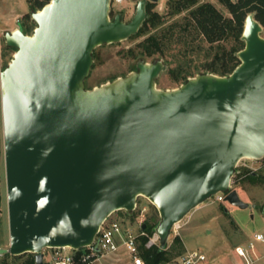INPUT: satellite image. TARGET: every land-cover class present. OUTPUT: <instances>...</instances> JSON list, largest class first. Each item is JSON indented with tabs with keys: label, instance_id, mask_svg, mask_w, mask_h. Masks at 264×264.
I'll list each match as a JSON object with an SVG mask.
<instances>
[{
	"label": "water",
	"instance_id": "obj_1",
	"mask_svg": "<svg viewBox=\"0 0 264 264\" xmlns=\"http://www.w3.org/2000/svg\"><path fill=\"white\" fill-rule=\"evenodd\" d=\"M158 1L141 0L125 22L110 18L112 0H51L32 13V35L22 26L5 34L16 52L0 75L10 236L0 256L44 264V249L87 247L139 197L159 213L162 249L174 224L218 193L250 207L231 182L242 159L264 157V27L254 14L229 76L160 90L167 65L140 61L86 88L95 49L136 35Z\"/></svg>",
	"mask_w": 264,
	"mask_h": 264
},
{
	"label": "rangeland",
	"instance_id": "obj_2",
	"mask_svg": "<svg viewBox=\"0 0 264 264\" xmlns=\"http://www.w3.org/2000/svg\"><path fill=\"white\" fill-rule=\"evenodd\" d=\"M47 0H0V75L11 62L16 50L8 47L5 40L7 32H14L20 26L30 28L28 35H32L36 24L32 20V13L35 12L40 2ZM141 0H123V3L111 5L110 18L121 14L125 22L131 21L138 3ZM169 0H159L152 5L154 11L160 14H167V3ZM200 3H213L225 17H230L228 10L217 0H199ZM185 14L176 17L167 16V21H184ZM153 32H155L153 30ZM264 36V32L262 33ZM143 40L137 38L125 40L116 44L100 46L95 49V68L85 81L87 89H94L113 81L114 78L126 77L135 71L137 61L128 54L130 48ZM161 61L170 63L164 72L157 79V88L160 90H174L179 88L183 82L173 79L170 69L176 67L171 57L154 56L146 58L145 62L154 63ZM205 61L201 58H194L193 65L200 66ZM93 65V67H94ZM201 70V69H200ZM200 73L195 70L193 77ZM190 77V78H193ZM0 102H1V81H0ZM2 110V108H1ZM247 174V175H245ZM250 177H256L251 179ZM231 189L236 190L241 199L248 203V209H239L225 202H213L208 200L190 212L180 223V239L187 250H197L206 253L211 259L223 264H245V261L235 253L237 246H248L254 244V253L250 251V264H264V242L255 240L257 234L264 235V157L261 159H242L232 178ZM0 241L1 248H9V219L6 187L5 151L3 137V123L0 124ZM137 209L131 213L127 211L116 212L113 217H120L130 223L134 230L140 229V225L150 218L157 209L144 197H139ZM146 211L141 212V208ZM159 215V213H158ZM171 235L168 244L172 243ZM185 251V252H186ZM50 250L44 249L43 253L48 254ZM236 259V260H235ZM236 261V262H235ZM111 264H129L126 256L121 253ZM169 264H177V259Z\"/></svg>",
	"mask_w": 264,
	"mask_h": 264
},
{
	"label": "trees",
	"instance_id": "obj_3",
	"mask_svg": "<svg viewBox=\"0 0 264 264\" xmlns=\"http://www.w3.org/2000/svg\"><path fill=\"white\" fill-rule=\"evenodd\" d=\"M50 1L40 2L35 12L41 10ZM217 1L228 10L230 17H225L210 2L169 0L167 3L168 12L165 15L154 11L152 8L154 3L149 2L146 8L147 19L139 32L130 38V40L137 38H143V40L136 47L128 50L129 56L136 59L138 63L156 55L161 57L169 55L171 60L177 64L169 72L173 79L182 81L183 84L193 77L195 70L200 74L211 73L218 76H229L241 63L238 53L245 48L242 35L248 15L254 14L255 19L264 27V0ZM181 14H185L184 21H172L168 24L170 21H167V16L176 17ZM23 30L27 35L31 31L30 28L24 27ZM93 56L95 60V51ZM195 57L198 60L202 58L205 63L194 66ZM169 63V61L165 62L166 65ZM94 68L95 65L92 70ZM1 121L0 102V124ZM159 223L160 217L155 211L150 218L144 221L142 227L145 225L144 231L148 235H152ZM147 240V237H142L139 246L140 256L146 264H169L186 251L178 236L173 237L172 243L165 249L157 246L147 248L145 246ZM2 246L0 241V248ZM0 264H35V259L31 253L21 256L6 254L0 256Z\"/></svg>",
	"mask_w": 264,
	"mask_h": 264
},
{
	"label": "built area",
	"instance_id": "obj_4",
	"mask_svg": "<svg viewBox=\"0 0 264 264\" xmlns=\"http://www.w3.org/2000/svg\"><path fill=\"white\" fill-rule=\"evenodd\" d=\"M123 3V0H112V6ZM226 193H218L211 200L213 202H224ZM138 207V205H137ZM136 207V209H137ZM135 209V210H136ZM145 212L146 208H141ZM115 214V213H114ZM112 214L101 226L93 243L82 249L72 248H48L50 252L44 253V264H111L118 255L123 253L129 264H146L140 256V239L147 237L145 244L147 248L157 246L161 248L160 237L155 231L148 235L140 225V229L134 230L132 225L120 217ZM181 222L174 224L172 236L179 235ZM143 224V223H142ZM255 240L264 242V235L257 234ZM169 246V244H168ZM167 246V247H168ZM162 249V248H161ZM250 251L254 252V244L248 246H237L235 253L245 261L251 263ZM177 264H223L211 259L206 253L197 250H187L177 259Z\"/></svg>",
	"mask_w": 264,
	"mask_h": 264
},
{
	"label": "flooded vegetation",
	"instance_id": "obj_5",
	"mask_svg": "<svg viewBox=\"0 0 264 264\" xmlns=\"http://www.w3.org/2000/svg\"><path fill=\"white\" fill-rule=\"evenodd\" d=\"M150 3H155V2H150ZM245 175H247V174H245Z\"/></svg>",
	"mask_w": 264,
	"mask_h": 264
},
{
	"label": "crops",
	"instance_id": "obj_6",
	"mask_svg": "<svg viewBox=\"0 0 264 264\" xmlns=\"http://www.w3.org/2000/svg\"><path fill=\"white\" fill-rule=\"evenodd\" d=\"M254 253V252H253ZM236 260V259H235ZM236 262V261H235Z\"/></svg>",
	"mask_w": 264,
	"mask_h": 264
},
{
	"label": "bare ground",
	"instance_id": "obj_7",
	"mask_svg": "<svg viewBox=\"0 0 264 264\" xmlns=\"http://www.w3.org/2000/svg\"><path fill=\"white\" fill-rule=\"evenodd\" d=\"M120 78V77H119Z\"/></svg>",
	"mask_w": 264,
	"mask_h": 264
}]
</instances>
